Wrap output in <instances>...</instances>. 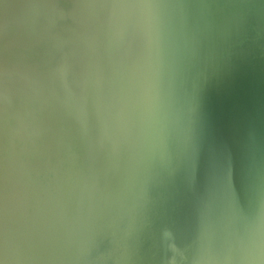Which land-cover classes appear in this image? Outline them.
I'll return each instance as SVG.
<instances>
[{"label":"water","instance_id":"water-1","mask_svg":"<svg viewBox=\"0 0 264 264\" xmlns=\"http://www.w3.org/2000/svg\"><path fill=\"white\" fill-rule=\"evenodd\" d=\"M0 264H264V0H0Z\"/></svg>","mask_w":264,"mask_h":264}]
</instances>
